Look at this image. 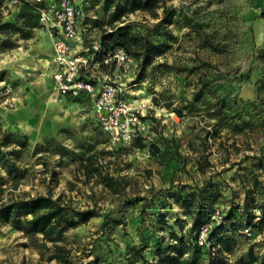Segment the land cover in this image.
<instances>
[{"label": "rangeland", "instance_id": "374dc122", "mask_svg": "<svg viewBox=\"0 0 264 264\" xmlns=\"http://www.w3.org/2000/svg\"><path fill=\"white\" fill-rule=\"evenodd\" d=\"M22 1L38 0H0V19L19 24ZM108 1H85V49L117 24H109ZM165 1L177 10L171 25L158 24L163 8L157 18L141 11L124 18L134 32L149 31L161 49L146 66L130 55L127 77L117 73L129 80V98L146 127L126 144L102 131L92 101L65 96L48 79L46 29L15 34L10 46L0 33V211L41 194L95 210L87 224L57 233L56 241L28 231L26 217L5 221L0 212V264H127L129 245L147 246L146 256L161 264L157 244L173 247V232L187 241L185 256L202 264L260 257L262 248L245 230L263 235L253 224L264 212V39L255 31L264 5ZM98 72L116 75L114 68ZM166 140L179 145L170 162L161 156ZM91 154L102 167L88 178L81 161ZM111 178L114 188L107 186ZM207 224L212 245L201 246ZM57 245L63 259L55 258Z\"/></svg>", "mask_w": 264, "mask_h": 264}, {"label": "trees", "instance_id": "16d2710c", "mask_svg": "<svg viewBox=\"0 0 264 264\" xmlns=\"http://www.w3.org/2000/svg\"><path fill=\"white\" fill-rule=\"evenodd\" d=\"M162 2V5H161ZM109 24L114 25L111 29L105 30L101 37L102 52H108L116 48H124L131 56L137 59H142L144 66L148 65L155 53L161 51L160 46L156 45L150 39L149 31L146 34L134 32L133 23H125L124 18L129 17L131 13L141 11L149 13L153 17H159L158 10L164 9V16L158 24H173L174 18L177 15V10L166 6L165 0H109L106 5V10L111 11ZM18 23L3 22L0 19V33L7 37L3 43L4 46H10L9 38L15 34H25L34 31L40 27V14L36 9V5L29 1H22L20 5V13L17 19ZM181 114V113H180ZM165 152L161 153L163 159L168 162L173 160L174 150H178L179 145L175 141H165ZM140 147L145 145L141 142ZM155 154H160V148L156 147ZM82 166L86 169L88 178L92 175L100 173L102 165L98 156L91 154L81 161ZM116 180L111 178L107 182V186L114 188ZM3 189H1V192ZM2 217L5 221H10L12 218L26 217V228L35 234H42L46 240L56 241L55 235H61L70 229L87 224L91 218L95 216V210L78 209L73 207L69 202L65 201L63 196L55 198L53 194H41L30 199H21L4 205L1 209ZM233 228L237 229L238 225L233 224ZM173 247L163 249L162 243H158V256L161 264H202L198 258L193 256L186 257L187 241L178 233L171 234ZM220 241L229 245L230 241L219 238ZM226 240V241H225ZM197 247V245H196ZM147 246H128V261L127 264H157L151 261L144 249ZM174 249V251L172 250ZM57 255L55 258L63 259L64 248L56 246ZM259 258L251 253L250 261L243 264H254ZM86 264H92L88 262Z\"/></svg>", "mask_w": 264, "mask_h": 264}, {"label": "built area", "instance_id": "2783aa9c", "mask_svg": "<svg viewBox=\"0 0 264 264\" xmlns=\"http://www.w3.org/2000/svg\"><path fill=\"white\" fill-rule=\"evenodd\" d=\"M86 0H58L51 5L36 3L40 14V27L50 34L54 45L52 78L58 91L75 100L93 102L95 121L102 131L117 144H126L146 129L141 121L140 108L129 98L127 72L131 69V56L122 47L102 52L101 38H94L90 48L85 49ZM81 46L80 50L77 47ZM84 49V51H82ZM100 67L114 68L116 75L99 74ZM118 72L124 73L121 78ZM219 212L214 220H219ZM264 220L259 211L254 220L257 225ZM212 224L205 225L199 234L198 244L212 245L209 233ZM253 236L252 228L245 230ZM213 247V255H216Z\"/></svg>", "mask_w": 264, "mask_h": 264}, {"label": "crops", "instance_id": "0c3cea01", "mask_svg": "<svg viewBox=\"0 0 264 264\" xmlns=\"http://www.w3.org/2000/svg\"><path fill=\"white\" fill-rule=\"evenodd\" d=\"M51 3L53 4L55 1H58V0H50ZM253 1V3H257L259 6H262L264 5V0H251ZM18 12L20 13V7L18 8ZM40 27H37L36 29L37 30H41L39 29ZM42 28V27H41ZM42 30H44L42 28ZM255 31H256V35L262 40L264 39V17H261V16H256L255 17ZM45 33V32H44ZM49 34V33H48ZM47 35V34H46ZM50 35V34H49ZM47 36L51 39L52 41V38L51 36ZM38 50H39V47H37ZM81 46L78 47V50H80ZM54 45H53V41H52V52L49 53L47 56V58L45 59V62L43 63V65L45 66V68L47 69V76H48V79H51L53 84H54V81H53V78H52V69H53V64H52V59H53V56H54ZM55 85V84H54ZM56 87V86H55ZM75 100V99H74ZM81 100V99H80ZM82 100H86V99H82ZM254 225V224H253ZM258 225V229H261L263 231V235H258V234H253V237L251 239H249V241L254 244L253 247L254 248H258V249H261L263 251H260L259 254H260V257H259V262H255V264H264V220H262L260 223L257 224ZM257 225H254V226H257ZM244 232V231H243ZM263 240V241H261ZM260 247V248H259Z\"/></svg>", "mask_w": 264, "mask_h": 264}]
</instances>
